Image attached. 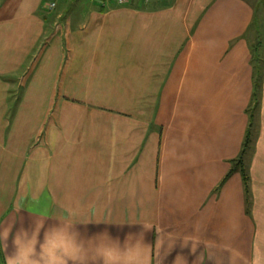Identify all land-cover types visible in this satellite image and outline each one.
Segmentation results:
<instances>
[{
  "label": "crops",
  "instance_id": "0c3cea01",
  "mask_svg": "<svg viewBox=\"0 0 264 264\" xmlns=\"http://www.w3.org/2000/svg\"><path fill=\"white\" fill-rule=\"evenodd\" d=\"M54 1L0 0L8 253L31 211H73L156 225L147 264L188 235L210 246L206 264H264V61L255 68L252 52L264 56V0ZM247 134L245 180L231 172ZM78 228L122 241L143 230ZM144 237L154 247L155 227ZM180 244L162 264L205 249Z\"/></svg>",
  "mask_w": 264,
  "mask_h": 264
},
{
  "label": "clouds",
  "instance_id": "9594fccd",
  "mask_svg": "<svg viewBox=\"0 0 264 264\" xmlns=\"http://www.w3.org/2000/svg\"><path fill=\"white\" fill-rule=\"evenodd\" d=\"M21 209H17L16 212ZM31 212L35 219L28 228L21 225L12 236L13 250L10 254L7 251L8 241L17 222L16 217H12L7 224L5 220L0 221V246L4 251V264H147L149 252L159 257L162 246L160 232L156 225L148 221L118 222L110 218H84L73 211H68L66 214ZM49 219L55 222L48 224ZM90 223L138 224L143 230L138 233H128L122 241L119 237H113L107 229L91 236L84 235L78 225ZM154 227L158 238L153 247L145 243L144 233ZM177 241H181V248L190 247L192 254L197 253L201 244L205 245L204 251L195 256L192 264L214 261L210 246L194 235H188L176 238L167 244L166 254L158 264H162L164 258L175 248ZM174 264H189V262L185 255L178 254Z\"/></svg>",
  "mask_w": 264,
  "mask_h": 264
},
{
  "label": "trees",
  "instance_id": "16d2710c",
  "mask_svg": "<svg viewBox=\"0 0 264 264\" xmlns=\"http://www.w3.org/2000/svg\"><path fill=\"white\" fill-rule=\"evenodd\" d=\"M260 48H257V47H253L252 49V52H253V63L254 64V67L256 68V66L258 67L262 61H264V58L263 56L261 55V53L259 52ZM258 72H259V69L257 68ZM260 82L257 81L255 82L254 81V84H255V89H258L257 85H260L259 84ZM255 98V97H254ZM248 143H249V134H247L246 136V140H245V144H244V148H243V152L241 153L239 159L235 162V165L233 167V170L231 173H234L238 170H240V172H242L243 176H245V180H246V174H245V171H244V155L246 153V149L248 147Z\"/></svg>",
  "mask_w": 264,
  "mask_h": 264
},
{
  "label": "rangeland",
  "instance_id": "374dc122",
  "mask_svg": "<svg viewBox=\"0 0 264 264\" xmlns=\"http://www.w3.org/2000/svg\"><path fill=\"white\" fill-rule=\"evenodd\" d=\"M82 3L86 2V0H81ZM251 37L250 39H255L257 32H256V28L251 30ZM261 55L263 56V53H261ZM264 57V56H263ZM0 264H4V254L2 252L1 246H0Z\"/></svg>",
  "mask_w": 264,
  "mask_h": 264
},
{
  "label": "built area",
  "instance_id": "2783aa9c",
  "mask_svg": "<svg viewBox=\"0 0 264 264\" xmlns=\"http://www.w3.org/2000/svg\"><path fill=\"white\" fill-rule=\"evenodd\" d=\"M91 2H95L97 0H90ZM118 4L122 5V4H125L127 2V0H115ZM50 9H54L56 7V2H52L50 4Z\"/></svg>",
  "mask_w": 264,
  "mask_h": 264
}]
</instances>
